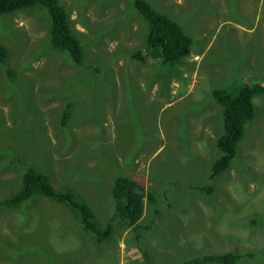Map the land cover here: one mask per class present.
Returning <instances> with one entry per match:
<instances>
[{"label":"rangeland","instance_id":"1","mask_svg":"<svg viewBox=\"0 0 264 264\" xmlns=\"http://www.w3.org/2000/svg\"><path fill=\"white\" fill-rule=\"evenodd\" d=\"M58 1L83 48L82 65L50 43L45 7L4 16L11 22L0 17L6 68L17 74L8 80L0 66V148L33 163L55 189H71L103 229L116 176L142 182L152 199L143 198L140 229L114 220L112 235L95 247L90 235L80 239L76 211L36 194L0 213V254L30 241L24 253L2 264H143L137 238L151 264H185L229 250L255 253L234 264H264V92L253 98L256 111L237 155L209 179L220 154L214 136L223 125L213 89L236 93L245 84L264 83V0H146L192 38L190 55L178 63L152 54L148 22L133 0ZM38 44L41 55L28 62ZM137 50L145 62L131 58ZM68 101L70 117L62 126ZM202 107L213 124H206ZM21 167L0 163L4 193L14 188L12 181L19 183ZM208 184L213 192L198 189ZM26 208L31 217L22 228ZM48 244L64 251L62 260L44 257Z\"/></svg>","mask_w":264,"mask_h":264},{"label":"trees","instance_id":"2","mask_svg":"<svg viewBox=\"0 0 264 264\" xmlns=\"http://www.w3.org/2000/svg\"><path fill=\"white\" fill-rule=\"evenodd\" d=\"M41 5L46 8L49 16V41L59 50L68 51L72 61L76 64H83L84 52L80 41L73 34L72 20L69 17L67 10L59 3L58 0H0V17L9 16L15 12L26 11L27 7ZM134 7L148 22V33L146 44L149 49L161 58V62L178 63L189 56L192 45V38L183 31L181 26L175 20L169 18L166 14L154 9L146 0H133ZM8 17V18H9ZM30 14L27 24L31 21ZM9 20L10 19H5ZM11 22V21H10ZM15 27L20 32H23L18 25L11 23V28ZM0 32H3L2 28ZM24 33V32H23ZM27 36V35H25ZM38 51H33L29 54L28 62L34 61L41 55V44L35 47ZM147 48V47H146ZM156 50L160 54L156 53ZM8 54L5 47L0 44V66L5 64L7 67ZM137 62H145L142 52L137 50L131 56ZM16 72L6 68V78L11 80L15 77ZM9 87H12L13 82H9ZM16 92V91H15ZM264 92V83L259 81L252 84L243 85L236 93H229L223 89H213L214 97L222 110V133L216 139V146L220 154L215 158L210 167L209 179L218 176L227 167H229L231 159L237 155V143L244 134L247 123L251 120L256 111V105L253 102L254 96ZM14 102V100H13ZM72 101H68L62 109L61 125L64 126L70 117V107ZM12 114V108L9 112ZM0 163L4 169L13 170L18 165L23 164L20 168L19 183L12 181L14 188H11L7 193H4L2 187H7L8 183L0 184V213L7 209L15 210L25 201L29 200L36 194H41L47 199L59 203H67L70 208L78 213L80 217L81 227L84 230L80 239H86L88 235L93 238L95 247L104 243L112 235V222L117 220L124 223L125 227H132L134 230L140 229L142 226L138 224L143 212V198L148 196L152 199L151 191L145 188L142 182L136 181L126 175H118L114 178L111 188L112 199V214L109 217L106 227L103 229L99 225L94 216V212L83 200H78L71 189L59 191L55 189L53 184L48 179L47 175L36 169L33 163L27 164L25 159L18 154L11 157V153L0 148ZM16 185V186H15ZM200 191L213 192L212 185L199 187ZM32 203V202H31ZM24 209V216L20 220V226L25 228L28 226L31 214V208ZM150 228L149 224L143 226L144 230ZM33 232V231H32ZM30 231L27 233L31 238L35 235ZM31 240V239H30ZM30 242V241H29ZM29 242H17L15 247L3 249L6 255L0 254V264L5 258L12 260L16 256L24 253ZM134 245L140 247L143 264H151L149 257L141 245V238H137ZM61 249V248H58ZM45 258L51 260H62L64 251L57 250L56 246L48 244L44 248ZM53 251V253H51ZM255 253L251 250L240 252L237 250H229L222 253H207L200 257L186 261L185 264H234L244 257H252ZM56 264V263H55ZM66 264V263H63ZM69 264V263H68Z\"/></svg>","mask_w":264,"mask_h":264},{"label":"crops","instance_id":"3","mask_svg":"<svg viewBox=\"0 0 264 264\" xmlns=\"http://www.w3.org/2000/svg\"><path fill=\"white\" fill-rule=\"evenodd\" d=\"M162 4L163 5H166V1L164 0V1H162ZM169 4V1H167V5ZM180 25V24H179ZM182 28V27H181ZM190 55V54H189ZM159 57V56H158ZM157 57V58H158ZM186 58H188V56L186 57ZM160 61H161V59H160V57L158 58ZM169 83V82H168ZM187 91H189V89L188 90H186L183 94L182 93H180L179 95H176V97L177 98H180V97H184L185 95H187V94H190V92H188L187 93ZM169 92H170V89H169ZM168 92V93H169ZM171 100H173V99H171ZM219 105V104H218ZM220 106V105H219ZM188 111V108L187 109H185L183 112H184V114H186V112ZM204 112H207V113H205V121H206V124H213V123H211V120H208L207 118H209L210 116H211V114L209 113V111H207L205 108H201L200 109V111H199V113H204ZM222 113V112H221ZM198 117H200L199 115H198ZM203 127V126H202ZM218 135V133H216L215 134V136H214V144L216 145V137H218L217 136ZM207 140V139H206ZM208 140H211V138H208Z\"/></svg>","mask_w":264,"mask_h":264}]
</instances>
